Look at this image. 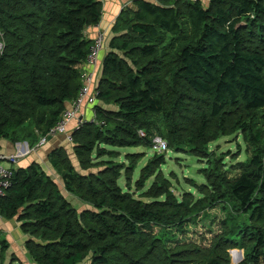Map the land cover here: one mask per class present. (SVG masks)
<instances>
[{
  "label": "trees",
  "instance_id": "trees-1",
  "mask_svg": "<svg viewBox=\"0 0 264 264\" xmlns=\"http://www.w3.org/2000/svg\"><path fill=\"white\" fill-rule=\"evenodd\" d=\"M135 6L114 29L124 33L104 57L94 119L71 135L80 171L62 149L49 156L83 210L31 165L12 169L0 216L20 223L35 264H230L225 235L245 239L239 264H264V0ZM101 19L100 0H0V141L33 145L59 121L82 86L92 45L84 31ZM238 132L249 157L230 177L208 146ZM156 133L207 159L201 198L175 195L162 157L140 170L138 198L130 190L138 153L126 154L128 165L101 160L116 148H151ZM222 201L239 217L206 249L186 243L193 216ZM7 248L0 238L1 260Z\"/></svg>",
  "mask_w": 264,
  "mask_h": 264
},
{
  "label": "rangeland",
  "instance_id": "rangeland-1",
  "mask_svg": "<svg viewBox=\"0 0 264 264\" xmlns=\"http://www.w3.org/2000/svg\"><path fill=\"white\" fill-rule=\"evenodd\" d=\"M87 122H89V120ZM160 128L161 130H164L163 124H161ZM156 135L159 136L160 134L156 133ZM165 142L167 143L168 150L163 153L155 152L153 147L145 148L140 146L136 148H116L115 151H117V154L114 158L110 159L107 156H104L101 160L109 159L116 164L128 165L129 161L125 158L126 154L138 153V157L136 159L137 167L132 173L130 180L131 193H134V196L138 198L137 194L140 192L135 190L134 182L139 179L140 170L154 156L162 157L164 159V164L159 166V170L170 182L175 195L177 197L190 195L193 199L201 198V194L199 193L197 187L202 184H206L204 173H206L207 169H210L207 159H199L195 156H191L187 150L177 152L174 148H170L166 140ZM248 147V144L239 132L230 136L222 137L208 146L211 153V160H224L225 169L228 170L230 177L236 174L235 168L237 167V164L245 162L249 157ZM2 165L6 167L7 164L4 163ZM123 174L124 172L122 171V175ZM152 180V178L148 180L147 187L150 186ZM119 184L125 188L124 177L120 179ZM231 206L232 205L226 201L218 202L213 206H206L201 212L193 216L192 222L185 229L184 234H181L180 237H182L186 243H192L199 248L206 249L210 247L223 233L226 220L234 216L239 217ZM83 207L84 206H82L79 210H83ZM17 232L20 239L15 237V241L20 245L19 250L16 247H12V251H14L15 254H12L11 257H8V250H6L3 260L0 259V264H18V262H15V260H17V256L20 257V264H32L26 255V249L22 242L23 236H21L18 230ZM225 237L226 239L222 240L221 244L226 241L230 242V244L224 245L229 255L230 264H235L232 261L233 252H237L241 261H243L246 254V250L243 248L245 239L243 237L236 236L233 239L238 240L231 242L232 240L229 239L227 235H225Z\"/></svg>",
  "mask_w": 264,
  "mask_h": 264
},
{
  "label": "crops",
  "instance_id": "crops-1",
  "mask_svg": "<svg viewBox=\"0 0 264 264\" xmlns=\"http://www.w3.org/2000/svg\"><path fill=\"white\" fill-rule=\"evenodd\" d=\"M102 4V19L100 23L96 26L87 27L84 31L86 37L90 40H93L94 36L98 31H102L105 34V42H104V49L102 53L99 56L98 62L95 67H84L85 69L89 71L94 72V85L92 88L97 87V83L101 78L102 75V64L104 57L108 54L110 51V42L114 37H117L121 33L115 31V27L118 24V21L120 17L122 16L123 12L125 10H135V2L137 0H100ZM96 105V101L94 103H91L88 99L84 101L82 104L81 110L79 112V119H82L83 121L87 122L88 120L91 121L94 119V106ZM76 127V121L72 120L68 126L67 130L68 133H72L73 129ZM36 142L35 144H30L27 141H23L20 143H13L10 140H1L0 141V153L4 155H13L18 152H24V155L18 159L17 163L15 164H7L6 167L11 168L13 170L16 169H26L31 165H38L42 171L51 178L59 187V190L64 195L66 199H68L71 203L76 205L78 209H80L83 204L81 202L69 195L64 190L62 179L59 175L56 174L54 169L52 168L49 156L52 152L55 150L62 149L67 157L69 158L70 162L72 163L73 167L80 171L79 164L77 157L74 152V146L71 141H69L65 135H57L53 137H49L47 139V142L41 146L38 147ZM17 230L20 232L21 236H23L22 242L25 246V243L27 242L28 238L26 235H24L20 230V223L16 221L15 219L7 220L4 219L2 216H0V238L4 239L8 244V257H11L12 254H15L14 251H12V247L20 248V245L16 243L15 237L20 239V236L17 232ZM13 242V243H12ZM26 255L28 257V260L32 262V264H35L28 252L26 251ZM10 262V261H8ZM15 262H18L20 264L21 260L20 257L17 256V260Z\"/></svg>",
  "mask_w": 264,
  "mask_h": 264
},
{
  "label": "built area",
  "instance_id": "built-area-1",
  "mask_svg": "<svg viewBox=\"0 0 264 264\" xmlns=\"http://www.w3.org/2000/svg\"><path fill=\"white\" fill-rule=\"evenodd\" d=\"M151 2H157L158 0H147ZM181 1H195V0H181ZM202 1V0H201ZM105 42V34L102 31H98L92 40V45L89 49V54L85 61L84 67H95L100 54L104 49ZM2 49V43L0 42V51ZM94 85V72L86 71L83 73L82 77V86L78 92L77 97L69 102L66 106L65 111L63 112L59 121L48 131V133L39 138L37 146H43L49 137L57 136V135H65L66 138L71 141V135L76 130L78 126H80L83 122L82 119H79V112L81 110L82 104L87 99L94 103L96 101V88H92ZM76 121V127L73 129L72 133H68L67 126L72 121ZM93 120L89 121L92 122ZM140 137H144V133L139 131ZM151 147L157 153H163L168 150L167 143L160 136H153L151 139ZM24 155V152H18L13 155H4L0 153V196L3 195L4 190L10 185V178L12 175V169L8 167H4L2 164L9 163L15 164L18 159H20Z\"/></svg>",
  "mask_w": 264,
  "mask_h": 264
},
{
  "label": "bare ground",
  "instance_id": "bare-ground-1",
  "mask_svg": "<svg viewBox=\"0 0 264 264\" xmlns=\"http://www.w3.org/2000/svg\"><path fill=\"white\" fill-rule=\"evenodd\" d=\"M239 258H240V256L238 255L237 252H233V253H232V261H233L234 263H236V262L239 260Z\"/></svg>",
  "mask_w": 264,
  "mask_h": 264
},
{
  "label": "water",
  "instance_id": "water-1",
  "mask_svg": "<svg viewBox=\"0 0 264 264\" xmlns=\"http://www.w3.org/2000/svg\"><path fill=\"white\" fill-rule=\"evenodd\" d=\"M97 84H99V81H98V83ZM98 86V85H97ZM241 262V258L239 259V261H237L235 264H239Z\"/></svg>",
  "mask_w": 264,
  "mask_h": 264
}]
</instances>
